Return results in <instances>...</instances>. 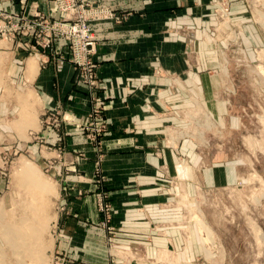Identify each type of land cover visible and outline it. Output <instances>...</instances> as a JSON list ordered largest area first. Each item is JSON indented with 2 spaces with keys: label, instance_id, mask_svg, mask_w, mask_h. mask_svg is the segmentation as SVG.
I'll list each match as a JSON object with an SVG mask.
<instances>
[{
  "label": "rangeland",
  "instance_id": "374dc122",
  "mask_svg": "<svg viewBox=\"0 0 264 264\" xmlns=\"http://www.w3.org/2000/svg\"><path fill=\"white\" fill-rule=\"evenodd\" d=\"M48 1L59 16L0 9L22 19L12 38L0 19V264H22L5 229L33 224L43 230L26 236L37 237L35 248L44 250L38 257L24 247L27 256L57 264L69 185L72 191L78 188L75 198L91 192L82 185H95L100 215L106 219L113 211L104 193L106 169L114 160L107 154L124 148L108 143L113 137L99 62L101 52L120 37L139 38L143 51L173 43V55L184 59L187 77L168 80L173 95L157 98L154 113L163 141L152 146L151 166L157 170L159 196L174 209L172 227L183 235L184 246L194 229L205 250L195 264H264L257 234L264 235V0H138L142 11L137 15L123 10L120 0ZM28 23L41 25L39 44L27 39ZM59 41L63 49L56 55ZM10 43L15 63L3 52ZM39 56L74 66L73 88L85 94L75 113L40 116V99L27 89L37 67H26L32 59L37 65ZM80 57L83 65L76 62ZM43 126L53 128L54 136ZM88 153L94 154L91 161ZM27 163L51 188L34 185L25 174ZM87 163L92 164L90 178L84 173Z\"/></svg>",
  "mask_w": 264,
  "mask_h": 264
},
{
  "label": "crops",
  "instance_id": "0c3cea01",
  "mask_svg": "<svg viewBox=\"0 0 264 264\" xmlns=\"http://www.w3.org/2000/svg\"><path fill=\"white\" fill-rule=\"evenodd\" d=\"M119 5L135 15L142 11L138 0H120ZM0 9L11 13L24 9L28 17L38 11L59 16L48 0H0ZM134 20L137 23V19ZM10 45L3 52L12 54L11 63H15L13 45ZM142 45L139 38L120 37L117 43L107 45V50L101 52L104 57L100 55L99 73L106 84L105 117L113 137L108 143L121 144L124 148L107 154V159L114 160L106 169L108 185L104 193L113 211L106 219L100 215L95 185L81 186L91 189L85 198H75L78 188L72 191L69 185L71 198L67 212L60 215L59 221L57 264H195L204 255L194 229L189 230L190 241L184 246L183 235L172 227L174 209L166 203L165 197L159 196L157 170L151 166L152 146L163 141L158 131L162 124L154 113L158 109L157 98L173 95L168 80L174 76L185 78L184 59L173 55V43H156L149 51H143ZM62 49L63 43L59 41L56 55ZM28 64L37 67L33 81H27V89L33 88L40 99V116L62 111L75 113L77 102L85 94L73 88L75 68L72 63L59 57L39 56L37 65L34 59L26 63L27 69ZM41 128L54 136L53 128ZM56 154L53 152V156ZM88 155L87 159H94L93 153ZM86 165L84 173L90 178L92 164ZM197 172L200 173L199 169ZM181 185L185 187L187 182ZM199 232L202 235L201 228Z\"/></svg>",
  "mask_w": 264,
  "mask_h": 264
},
{
  "label": "bare ground",
  "instance_id": "6f19581e",
  "mask_svg": "<svg viewBox=\"0 0 264 264\" xmlns=\"http://www.w3.org/2000/svg\"><path fill=\"white\" fill-rule=\"evenodd\" d=\"M28 165L30 166V164L27 163V166ZM29 166H28V170L26 169L28 172L25 173V174L27 176L31 177V180L33 181L34 185L39 186L41 189H49V188H51V185L43 183V182H40L39 178L37 177L35 172H33L34 169H30L31 166H30V168H29ZM41 227H42L41 225L38 226V225H34L33 224V225H30V226L24 227V228L22 226H20V227L12 226V228L5 229V231H4L5 236L7 237L9 242H11L13 251L15 252V254L17 255V257L19 258V260H20V262L22 264H29V263L40 264L39 261H33V260L31 261L32 257L27 256L28 252H26L27 250H24V247H27L31 251L35 250V254H37L38 257L43 253L44 248H42V247H39L37 249L35 248V245L37 243H39V242H37L38 238L37 237L30 238V237L26 236L27 234H30V233H38V232H40L41 231ZM203 228H205V226ZM42 230H43V227H42ZM257 234H258V239L263 241V244H264V235H263V233L259 230L257 232ZM27 259H30V262H27ZM42 264H44V263H42Z\"/></svg>",
  "mask_w": 264,
  "mask_h": 264
},
{
  "label": "built area",
  "instance_id": "2783aa9c",
  "mask_svg": "<svg viewBox=\"0 0 264 264\" xmlns=\"http://www.w3.org/2000/svg\"><path fill=\"white\" fill-rule=\"evenodd\" d=\"M0 19L2 20L3 23L7 24V29H6V36L8 37H14L15 36V33L16 32H19L20 29L18 27L19 23H20V20H22L20 18L19 15H7V14H0ZM28 27L31 28V34L28 36V40L29 38H33L37 40V43L39 44V39L41 37L40 33H41V30H38L39 27H41V25L39 23H35V24H31V23H28ZM26 34L29 33L28 30H26ZM77 64H81L83 65L84 62L83 60L81 59V57L79 59L76 60Z\"/></svg>",
  "mask_w": 264,
  "mask_h": 264
}]
</instances>
